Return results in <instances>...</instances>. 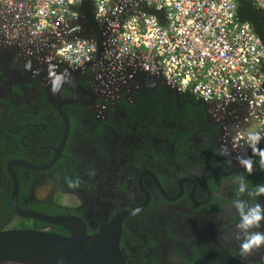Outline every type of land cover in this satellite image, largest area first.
I'll return each mask as SVG.
<instances>
[{
  "label": "flooded vegetation",
  "instance_id": "1",
  "mask_svg": "<svg viewBox=\"0 0 264 264\" xmlns=\"http://www.w3.org/2000/svg\"><path fill=\"white\" fill-rule=\"evenodd\" d=\"M104 69L0 46V230L70 233L16 210L11 164L21 209L77 215L90 233L127 211L130 264H264V245L241 254L232 207L264 206V195H249L264 185V126L247 105L188 103L152 78L109 87ZM249 159L251 172L241 164ZM250 231L264 232V221Z\"/></svg>",
  "mask_w": 264,
  "mask_h": 264
},
{
  "label": "built area",
  "instance_id": "2",
  "mask_svg": "<svg viewBox=\"0 0 264 264\" xmlns=\"http://www.w3.org/2000/svg\"><path fill=\"white\" fill-rule=\"evenodd\" d=\"M81 1L0 0V46L17 45L49 61L85 64L97 44L78 36L92 30L78 10ZM91 1L104 37L93 61L104 64L100 75L107 86L118 87L145 70L198 99L244 103L248 119L264 126V44L256 23L239 14L241 2L245 14L252 6L264 28V0ZM244 137L238 131L235 138Z\"/></svg>",
  "mask_w": 264,
  "mask_h": 264
},
{
  "label": "water",
  "instance_id": "3",
  "mask_svg": "<svg viewBox=\"0 0 264 264\" xmlns=\"http://www.w3.org/2000/svg\"><path fill=\"white\" fill-rule=\"evenodd\" d=\"M78 10L82 14L84 23L92 28L79 32L78 36L89 37L97 44L95 56L85 63L87 64L103 50V26L95 16L91 0H82ZM255 22L259 26L258 33L264 42L263 23L257 20ZM137 77H140L141 82L146 81L143 78H152V81L163 80L162 75L150 74L145 70H141ZM59 86L55 84L52 91L57 93ZM171 90L178 92L173 88ZM231 104L235 105L239 102ZM58 107L68 121L62 105L58 104ZM10 170L16 182L13 199L16 210L25 216L63 225L70 233L18 226L2 229L0 230V264H130L121 247L122 218L128 213L127 211L117 214L110 221L102 224L96 232L90 233L86 222L77 215H50L21 209L17 204L18 177L11 164Z\"/></svg>",
  "mask_w": 264,
  "mask_h": 264
},
{
  "label": "clouds",
  "instance_id": "4",
  "mask_svg": "<svg viewBox=\"0 0 264 264\" xmlns=\"http://www.w3.org/2000/svg\"><path fill=\"white\" fill-rule=\"evenodd\" d=\"M258 140V138H255ZM261 156V164L264 165V152L259 153ZM241 164L249 171H252V161L241 160ZM246 185L242 181L239 185V192L244 193ZM249 195H264V185L256 186L254 193ZM232 207L236 209L240 216V222L237 224L238 232L235 234L240 242L241 254H248L254 248L264 245V232L250 231L258 227L261 221H264V206L260 204L248 205L243 200H234Z\"/></svg>",
  "mask_w": 264,
  "mask_h": 264
},
{
  "label": "trees",
  "instance_id": "5",
  "mask_svg": "<svg viewBox=\"0 0 264 264\" xmlns=\"http://www.w3.org/2000/svg\"><path fill=\"white\" fill-rule=\"evenodd\" d=\"M246 6H247V5H246ZM248 7H249V8H248V11H249V12H248V14H245V11H244L245 5H244V3L242 4V2H241V6L239 7V14H240V16L243 17V18H249V19H251L254 23H256V22H255L256 20H257L258 22H263L262 17H257V16L254 15V11H253V9H252V6H248ZM252 14H253V15H252ZM254 16H255V18H254ZM182 94H184V97L187 98V102H188V103H190L191 101L194 102V103H196L197 100H198V98H196L195 95L192 94V93L189 92V91L183 92ZM53 225L59 227L58 224H53Z\"/></svg>",
  "mask_w": 264,
  "mask_h": 264
},
{
  "label": "crops",
  "instance_id": "6",
  "mask_svg": "<svg viewBox=\"0 0 264 264\" xmlns=\"http://www.w3.org/2000/svg\"><path fill=\"white\" fill-rule=\"evenodd\" d=\"M258 28H259V26H257L256 25V31H257V33H258ZM262 29H263V31H264V28L262 27ZM259 34V33H258ZM259 36H260V34H259ZM260 38H261V36H260ZM261 40H262V38H261ZM262 42H263V40H262ZM263 44H264V42H263ZM260 67H261V70L264 72V57H263V59H262V61H261V65H260ZM256 121V120H255ZM258 122V124L259 125H261V123L259 122V121H257ZM262 126V125H261Z\"/></svg>",
  "mask_w": 264,
  "mask_h": 264
},
{
  "label": "rangeland",
  "instance_id": "7",
  "mask_svg": "<svg viewBox=\"0 0 264 264\" xmlns=\"http://www.w3.org/2000/svg\"><path fill=\"white\" fill-rule=\"evenodd\" d=\"M257 11V13H259V11L258 10H256ZM258 15H260V14H258Z\"/></svg>",
  "mask_w": 264,
  "mask_h": 264
}]
</instances>
